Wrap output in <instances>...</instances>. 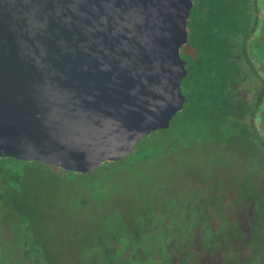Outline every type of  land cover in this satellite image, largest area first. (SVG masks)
<instances>
[{
    "label": "flooded vegetation",
    "instance_id": "flooded-vegetation-1",
    "mask_svg": "<svg viewBox=\"0 0 264 264\" xmlns=\"http://www.w3.org/2000/svg\"><path fill=\"white\" fill-rule=\"evenodd\" d=\"M186 29L179 48L185 101L174 116L197 117V131L170 154L149 141L132 155L143 138L159 131L170 135L173 116L128 155L87 172L66 170L95 173L99 181L91 188L97 192L109 188L102 186L106 178L133 175L134 167L147 170L158 160L210 162L208 170L193 177L189 168L185 179H172L178 197L167 189L152 191V201L140 204L146 212L131 225L100 220L84 250H66L58 264H264V0H191ZM237 141L251 156L247 166L231 148ZM34 161L43 162L0 155V264H55L38 238L42 202L32 196L26 174Z\"/></svg>",
    "mask_w": 264,
    "mask_h": 264
},
{
    "label": "water",
    "instance_id": "water-1",
    "mask_svg": "<svg viewBox=\"0 0 264 264\" xmlns=\"http://www.w3.org/2000/svg\"><path fill=\"white\" fill-rule=\"evenodd\" d=\"M191 0H0V155L87 172L182 108Z\"/></svg>",
    "mask_w": 264,
    "mask_h": 264
},
{
    "label": "rangeland",
    "instance_id": "rangeland-1",
    "mask_svg": "<svg viewBox=\"0 0 264 264\" xmlns=\"http://www.w3.org/2000/svg\"><path fill=\"white\" fill-rule=\"evenodd\" d=\"M180 52L182 55L183 52ZM197 119L195 116L185 119L180 114L174 116L170 135L166 131H159L146 139L143 138L132 155L142 151V148L146 146L145 143L149 141L163 144L169 154L174 152L173 149L183 137L184 139L187 135L191 137L192 132L197 131L193 124ZM184 121L192 127L191 130L186 128ZM142 145L144 146L140 148ZM231 145V148L239 154L237 162L243 167L247 166L251 156L247 154L246 145L239 141ZM180 155L181 152L178 157ZM160 161L162 160H158L156 165L148 167L147 170H144L142 165L134 167L133 175L123 171L113 178H106L102 186H109V188L105 190L100 188L98 192L91 188L92 183L99 181L95 173L84 176L57 165L31 162L26 172L29 180L28 187L30 190H35V192L32 191V196H38L42 202L40 207L42 228L38 238L47 244L55 264L63 259L66 250L70 252L76 247L78 251L84 250L86 247L84 245L88 243L87 235L93 233L96 226L99 227L100 220L111 224L115 219L117 222H130L131 225L134 218L136 219L142 213L141 211L146 212V208L140 204L144 201H152L150 198L152 191L159 194L164 192L163 189H167L178 197L177 187L170 184H176L172 179H185L189 168L193 169V177H195L199 172L208 170L206 167L210 163L197 164L183 160L175 162L166 160L164 163ZM191 164H193L192 167ZM156 169H163V171ZM102 180L103 178H100V182ZM166 183H169L171 188H164ZM31 198L33 200V197ZM73 254H76L75 250Z\"/></svg>",
    "mask_w": 264,
    "mask_h": 264
}]
</instances>
